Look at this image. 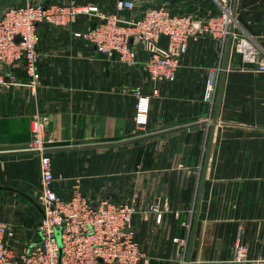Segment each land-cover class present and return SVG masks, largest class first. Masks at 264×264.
Here are the masks:
<instances>
[{"label":"crops","instance_id":"0c3cea01","mask_svg":"<svg viewBox=\"0 0 264 264\" xmlns=\"http://www.w3.org/2000/svg\"><path fill=\"white\" fill-rule=\"evenodd\" d=\"M26 1L74 3L127 19L160 6L195 18L220 12L215 0H0V16ZM119 1L134 8L118 9ZM232 8L234 31L264 61V0H232ZM96 22L79 15L63 27L38 25L39 87L0 86V222L13 228L17 249L39 242V157L28 150L36 114L50 141L52 189L67 198L77 180L92 202L129 205L138 264H264V72L244 63L231 40L204 36L188 41L174 82L154 83L139 40L130 41L135 63L126 66L75 36ZM211 67L220 70L209 106L202 94ZM10 73L24 78L21 65ZM137 88L149 98L140 127ZM154 205L163 211L159 222ZM239 244L242 262L234 260Z\"/></svg>","mask_w":264,"mask_h":264},{"label":"built area","instance_id":"2783aa9c","mask_svg":"<svg viewBox=\"0 0 264 264\" xmlns=\"http://www.w3.org/2000/svg\"><path fill=\"white\" fill-rule=\"evenodd\" d=\"M215 1L220 12L208 18L172 14L164 6L148 9L136 19L99 13L94 7L74 3L26 1L23 5L9 7L0 16V86H22L35 92L40 85L36 27L39 24L63 27L75 22L79 15H94L97 22L75 36L92 45L99 54L115 57L126 66L135 63V50L130 41L139 40L148 54L144 70L154 83L174 82L188 41L204 36L221 42L231 40L234 52L244 63L254 64L257 72H264L259 47L234 31L237 20L232 0ZM117 8L132 10L134 4L119 1ZM160 36L168 39L166 49L158 45ZM16 65L22 66V80H16L10 73ZM219 70V67H211L207 71L202 101L209 106L214 104ZM135 94L134 123L140 127L147 122L149 98L138 88ZM29 131L28 150L39 157L40 192L36 199L42 211L37 225L39 242L18 250L19 241L13 228L0 222V264H138L142 253L130 226L132 208L124 202L105 198L92 202L81 193L77 180L69 197L59 196L52 189L54 178L46 153L50 141L36 114L30 120ZM151 210L159 222L163 211L158 205ZM175 242L183 243L177 239ZM234 260H246L243 245H237Z\"/></svg>","mask_w":264,"mask_h":264},{"label":"water","instance_id":"95a60500","mask_svg":"<svg viewBox=\"0 0 264 264\" xmlns=\"http://www.w3.org/2000/svg\"><path fill=\"white\" fill-rule=\"evenodd\" d=\"M39 25H45V24H39ZM167 42H168V39H167L166 36H160L159 41H158V45H159V47H161V48H163V49H166V47H167ZM255 69H257V66H256V65H255ZM9 190L15 191V190H13V189H9ZM16 192H17V191H16ZM21 194H22V193H21ZM35 205H36V207H38V209H40L37 203H36ZM40 210H41V209H40Z\"/></svg>","mask_w":264,"mask_h":264},{"label":"rangeland","instance_id":"374dc122","mask_svg":"<svg viewBox=\"0 0 264 264\" xmlns=\"http://www.w3.org/2000/svg\"><path fill=\"white\" fill-rule=\"evenodd\" d=\"M226 1V0H225ZM215 97V96H214ZM214 102V101H213Z\"/></svg>","mask_w":264,"mask_h":264}]
</instances>
